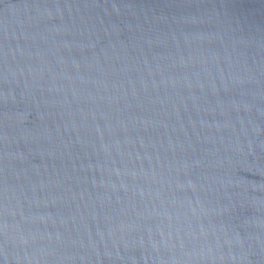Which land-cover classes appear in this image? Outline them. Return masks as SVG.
<instances>
[{
    "label": "water",
    "instance_id": "obj_1",
    "mask_svg": "<svg viewBox=\"0 0 264 264\" xmlns=\"http://www.w3.org/2000/svg\"><path fill=\"white\" fill-rule=\"evenodd\" d=\"M264 0H0V264H258Z\"/></svg>",
    "mask_w": 264,
    "mask_h": 264
}]
</instances>
